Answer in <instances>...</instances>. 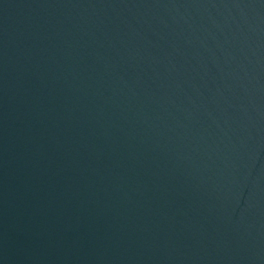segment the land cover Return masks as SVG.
<instances>
[{
    "label": "water",
    "instance_id": "water-1",
    "mask_svg": "<svg viewBox=\"0 0 264 264\" xmlns=\"http://www.w3.org/2000/svg\"><path fill=\"white\" fill-rule=\"evenodd\" d=\"M0 264H264V0H0Z\"/></svg>",
    "mask_w": 264,
    "mask_h": 264
}]
</instances>
